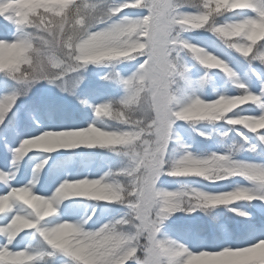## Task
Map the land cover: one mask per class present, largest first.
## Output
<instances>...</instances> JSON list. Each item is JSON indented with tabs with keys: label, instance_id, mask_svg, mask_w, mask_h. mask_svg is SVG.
Wrapping results in <instances>:
<instances>
[{
	"label": "clouds",
	"instance_id": "1",
	"mask_svg": "<svg viewBox=\"0 0 264 264\" xmlns=\"http://www.w3.org/2000/svg\"><path fill=\"white\" fill-rule=\"evenodd\" d=\"M95 0H0V14L11 17L14 25L13 38L0 40V73L17 81L35 79L42 70L62 69L67 60L78 70L88 65L111 64L113 62L135 60L134 53L139 50V29L122 27L104 38L87 36V26L99 15L93 11ZM183 0H176L182 3ZM199 4L202 0H196ZM105 5L115 4L116 0H104ZM213 10L221 8H249L252 0H210ZM105 19L107 8L103 10ZM207 17L197 19H177V38L185 28L202 27ZM222 37V43L240 54L247 56L253 45L264 40V15L244 18L231 23H220L215 29ZM197 58L202 51L194 45H185ZM207 60L221 66L214 57ZM256 98L248 96H226L205 101L186 100L174 112L176 121L187 124L197 122H219L239 126L250 132L264 129V112L259 116L233 115L240 105ZM107 105V106H106ZM0 101V114L4 111ZM96 122L87 127L49 131L24 139L14 149L13 160L23 158L29 152L51 153L58 149H74L80 146L98 147L123 151L127 155L142 144L140 136L120 129L110 128L106 122L136 125L141 114L135 106L123 108L110 102L95 106ZM226 135V133H225ZM42 164L36 165L34 172ZM161 176L172 178L198 177L210 183L228 177H241L250 181L253 187L237 186L232 190L208 192L199 188L182 185L166 192L168 204L160 198V210L173 206L177 211L191 210L212 202L231 204L237 201L254 199L255 188L264 189V168L248 167L246 162L232 159L230 155L214 160L203 161L192 153L184 152L168 162ZM120 176H108L107 182L101 179L64 180L51 195L36 194L32 189L35 181L29 180L27 186L13 188L7 195L0 196V214L12 213L8 222L0 226V236L5 243L0 246V264H32L33 257L28 251L9 252L8 245L26 230H32L52 250L71 258L77 264H126L136 260L137 235L135 226L120 219L109 220L95 229L86 228L91 215L78 220L59 218V206L71 198H85L89 201L122 203L127 199L125 181ZM0 178L7 174L0 173ZM128 225L127 227L125 225ZM183 264H202L199 256H190ZM235 264H264V245L257 246L235 261Z\"/></svg>",
	"mask_w": 264,
	"mask_h": 264
},
{
	"label": "rangeland",
	"instance_id": "2",
	"mask_svg": "<svg viewBox=\"0 0 264 264\" xmlns=\"http://www.w3.org/2000/svg\"><path fill=\"white\" fill-rule=\"evenodd\" d=\"M116 0V3H119ZM189 10V9H185ZM242 15V18H254L256 12L252 9L238 10ZM129 16L135 18L137 16L144 15L143 10L128 9ZM0 40H11L13 38L14 25L6 20L4 17H0ZM204 33L201 31H183L181 32V39L187 40L193 45L204 48L205 45L211 41L207 38H202L200 35ZM216 46V53H225L221 47ZM208 51H213L212 48H208ZM181 56L185 65L189 68L187 73L186 82H181L183 86V93L178 95L182 99L195 95L205 101H211L218 98L221 94V89L217 83H222L223 80L228 79V75H216L214 76L212 71H208L207 74L202 72L199 67L193 66L191 62L190 66L186 62L187 52H182ZM221 59L226 62L228 58L226 55H220ZM116 68V74L119 73V78L115 75L112 79L102 81L101 79L106 75L110 68ZM229 67L232 70L231 63ZM137 69V61H120L113 62L111 64L101 65H88L86 68L78 70L74 74H69L62 79L56 80L53 83H49L47 80H39L35 82H23L16 81L17 84L10 85L12 81H9V76H4L0 73V99L6 97H14L13 103L9 108L11 110V116L15 118V123L10 127L0 126V171L9 175L11 179L0 182V194H5L10 188L27 186L29 180L35 181L33 191L38 195L48 196L55 190V188L64 180L73 181L78 179H96L109 172L110 167H116L117 170L125 168L129 164V158L123 155V151H117L113 149H102L98 152V157L95 154H84L82 157L75 155H68L70 149H58L51 153H45L40 151H32L25 155L23 158L13 160L14 149L17 148L20 142L24 139L32 138L36 135H40L45 131H66L78 128L87 127L90 123L96 122L93 112L96 105L106 103L112 99H116V103L123 99L126 95V90L120 80L129 78ZM93 72L96 78H91L90 75ZM234 76L231 77L234 82L242 83L246 86L248 92L255 94L261 99L260 104H264V95L261 94V85L264 84V72H256L254 77H247L245 71L232 70ZM216 85L214 98H209L208 94L204 90V86ZM23 92L22 96L20 94ZM83 95H85L84 98ZM82 96V97H81ZM231 96H234L231 94ZM34 99L42 108L35 106L34 108H26V116H22L24 111L22 105L16 107L19 102V98ZM110 97L109 100L106 98ZM116 97V98H115ZM115 104V105H117ZM56 105L57 111L60 112L68 110L69 119L65 118L57 120L55 115L50 111L49 106ZM84 105L82 108L81 106ZM77 109V110H73ZM264 112L261 107H245L238 114H228L229 117L233 115H259ZM10 121V118L8 119ZM222 127L216 125L218 131L221 129H233L238 135L242 137L238 142H229L231 138L224 137L225 149H218L214 145L203 153L195 152V147L199 149L202 143L198 142L197 146H193L191 143L195 142L196 135H202L203 140L205 137L211 135L207 126L202 128L201 124L196 127V135H192V130L185 126L180 121H175L172 128V139L168 145L167 160L170 162L171 151L170 145H175V149L178 151V157L185 151L192 153V155L200 158L210 156L212 153H225L231 156L232 159L237 161L252 163L264 167V143L260 141L259 132L252 133L247 129L239 126L228 125L225 120H221ZM31 125V127H30ZM108 125V123H107ZM109 126V125H108ZM110 128L116 129L109 126ZM119 129H123L125 125L118 124ZM207 129V130H206ZM182 145L184 147H182ZM244 150L254 151L255 155L250 154V157H245L242 154ZM68 155L70 157H63L61 155ZM63 157V158H61ZM108 161L113 163L111 166ZM42 164L39 171L34 172L36 165ZM47 168L46 171L41 172L42 169ZM40 175V180L38 176ZM122 178V177H121ZM124 178V177H123ZM170 177H163L158 181V187L167 190H175L182 185L188 187L199 188L208 192H222L232 190L237 186L253 187L250 182L245 179L234 177L231 179L222 180L215 183H210L198 177L182 178L175 182H168ZM125 180V178H124ZM253 194L257 197L264 196V189L255 188ZM117 207L102 201H89L87 199L76 200L71 198L64 201L59 206V218L67 220H78L81 217L91 215V220L85 225L86 228L95 229L100 224L109 221L119 219L124 216L128 209L125 205L117 203ZM241 211L246 213L245 216L237 215L236 212ZM253 212H259L264 215V200L254 199L252 201H238L230 205H218L209 207L206 209L197 208L191 212L187 210L177 211L168 216L160 226V232L158 238L165 241H174L178 245L185 246L189 251L197 252L205 250L206 247L219 250L224 246L238 247L244 246L255 238H264V228L256 227L255 230L249 231L244 237L240 238L236 234L242 229L243 225H247V217ZM94 213V214H93ZM12 213H5L0 215V226L5 225L10 219ZM217 216V219L212 216ZM224 219H219L225 217ZM207 221L212 227L220 231V234H207L199 233L198 229L191 231V225ZM208 224V225H209ZM205 230L208 228L204 225ZM35 233L32 230H26L17 236L11 244L7 247L10 251H28L30 253H36V250L32 243ZM5 243V238L0 236V246ZM237 244V246H234ZM139 255V254H138ZM58 261H54L50 264H71L67 262L63 257ZM33 264H40L38 261H33Z\"/></svg>",
	"mask_w": 264,
	"mask_h": 264
},
{
	"label": "snow or ice",
	"instance_id": "3",
	"mask_svg": "<svg viewBox=\"0 0 264 264\" xmlns=\"http://www.w3.org/2000/svg\"><path fill=\"white\" fill-rule=\"evenodd\" d=\"M105 8H107L108 12L107 19L103 16V10ZM92 9L100 14L94 17L93 22L87 26V36L104 38L125 26L139 29L141 32L138 41L139 50L134 53L135 60L137 61V69L129 78L120 80L126 90V95L118 102L117 106H123V108L135 106L141 114V119L136 122V125L124 124L125 127L120 130L140 136L142 144L139 148L130 151L126 155L129 158L127 167L121 168L115 173L108 172L102 175L105 178V182H107L106 178L112 175L125 178L124 186L128 195L127 199L121 204L125 205L128 211L119 219L122 223L126 221L130 225H134L137 235V241L135 242L136 260L127 261L126 264H183L186 258L193 255L199 256L202 264H235V261L240 259L249 250L264 245V238H257L244 246H224L219 250H200L197 252L189 251L185 246L178 245L174 241L159 239L158 233L160 232L161 224L169 215L177 212V208L166 206L164 211L161 212L160 198L164 197V204L167 205L166 192L172 190L158 187V181L159 176L167 169L168 165V145L171 142L172 128L176 121L173 114L179 110L186 100L195 101V99L199 98L198 96L192 95L187 99H182L178 95L184 91L181 82L190 84V81L187 80L189 68L185 65L181 53H189L206 69H218L229 77L234 76L229 64L220 58V55H226V53H220L218 55L213 41H209L204 48L194 45L202 51L203 55L199 58L190 52L185 45L193 44L187 40L177 38V31L179 29L176 26V20L197 19L206 16L207 22L202 27H187L184 31L205 30L221 42L223 37L215 31L220 24L216 22L218 16L227 12H236L237 10L244 9L254 10L256 16L257 14L264 15V2H261V0H252V6L249 8H221L219 10H213L210 5V0H202L199 4L196 0H183L179 4L176 3V0H120L119 3L107 6L104 0H95ZM128 9L143 10L145 14L133 18L128 15ZM0 17H4L8 21L12 19L6 14H0ZM238 20L241 19H229L223 23H231ZM261 42H264V40H260L253 45L252 51L247 56L240 54L231 47H226L245 58L251 55L252 59L259 60L261 64H264V45H261ZM258 45L261 46L257 48L256 46ZM208 48H212L213 51H208ZM208 56L214 57L216 61L220 62L222 67L215 66L212 62H209L207 60ZM77 71L78 69L66 60L64 68L51 71L42 70L35 79L23 82L47 80L49 83H53ZM116 76L119 78V73ZM236 87L244 89V93L238 96L256 98L255 103L249 100L245 104H256L259 101V97L248 92L244 84L237 83ZM261 94L264 95V84L261 85ZM13 100L14 97L0 99L5 105L3 113L0 114V118L9 110ZM259 106L264 109V104H260ZM258 132V138L264 143V129L252 133L255 134ZM182 147L184 146L182 145ZM224 156H228V154L214 152L205 158L194 157L208 161ZM247 166L257 169L264 168L252 163H247ZM101 177L96 179H101ZM231 178L234 177H228L227 179ZM8 179H11L9 175H7L6 179L0 178V182ZM13 188H10L9 191ZM9 191L5 194H0V196L7 195ZM254 199L264 200V196L257 197L254 195ZM254 199L245 201H252ZM218 205L225 204L212 202L206 206L195 207L187 211L191 212L197 208L206 209ZM236 214L240 216L246 215V213L241 211H237ZM125 226L127 227L128 225L126 224ZM8 251L13 252L9 249ZM30 255L34 261L36 256L32 253ZM74 264H77V262L74 261Z\"/></svg>",
	"mask_w": 264,
	"mask_h": 264
},
{
	"label": "trees",
	"instance_id": "4",
	"mask_svg": "<svg viewBox=\"0 0 264 264\" xmlns=\"http://www.w3.org/2000/svg\"><path fill=\"white\" fill-rule=\"evenodd\" d=\"M261 45H264V42H261ZM261 45H258V46H256V47L259 48Z\"/></svg>",
	"mask_w": 264,
	"mask_h": 264
}]
</instances>
